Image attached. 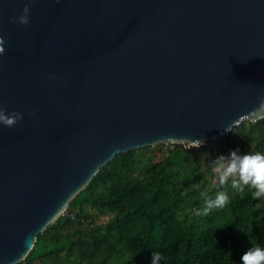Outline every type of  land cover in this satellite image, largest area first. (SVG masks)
I'll return each instance as SVG.
<instances>
[{
	"label": "water",
	"instance_id": "water-1",
	"mask_svg": "<svg viewBox=\"0 0 264 264\" xmlns=\"http://www.w3.org/2000/svg\"><path fill=\"white\" fill-rule=\"evenodd\" d=\"M27 2L0 0V107L23 113L0 125V264L116 155L207 144L264 97V0H31L10 22Z\"/></svg>",
	"mask_w": 264,
	"mask_h": 264
},
{
	"label": "trees",
	"instance_id": "trees-1",
	"mask_svg": "<svg viewBox=\"0 0 264 264\" xmlns=\"http://www.w3.org/2000/svg\"><path fill=\"white\" fill-rule=\"evenodd\" d=\"M168 146L158 156L152 148L116 155L18 264H150L152 251L164 255L161 264H240L244 251L264 247V197L250 190L196 214L200 193L217 190L213 158L236 146L264 151V119L243 120L207 144Z\"/></svg>",
	"mask_w": 264,
	"mask_h": 264
},
{
	"label": "clouds",
	"instance_id": "clouds-1",
	"mask_svg": "<svg viewBox=\"0 0 264 264\" xmlns=\"http://www.w3.org/2000/svg\"><path fill=\"white\" fill-rule=\"evenodd\" d=\"M30 3L28 0L18 16L9 17L10 22L27 24L30 20ZM4 39L0 37V55L4 53ZM264 97L259 100L256 111L264 119ZM23 119L19 111L6 112L0 107V125L11 127ZM228 131V128L225 129ZM203 144L204 141L200 140ZM216 178L215 195L201 192L203 208L197 210V215H207L213 210H219L231 203L232 194H244L250 190L251 198L264 197V151L243 152L239 146L230 149L226 154L220 153L211 161ZM231 189V193L228 189ZM165 257L160 251L151 252L150 264H161ZM10 264H16L11 261ZM240 264H264V247L253 246L240 256Z\"/></svg>",
	"mask_w": 264,
	"mask_h": 264
},
{
	"label": "rangeland",
	"instance_id": "rangeland-1",
	"mask_svg": "<svg viewBox=\"0 0 264 264\" xmlns=\"http://www.w3.org/2000/svg\"><path fill=\"white\" fill-rule=\"evenodd\" d=\"M212 141H214V140H212ZM147 148L155 149V153L158 156V155L164 154L166 152V150L169 148V146H168V144H159V145H156V146H153V147H147Z\"/></svg>",
	"mask_w": 264,
	"mask_h": 264
}]
</instances>
